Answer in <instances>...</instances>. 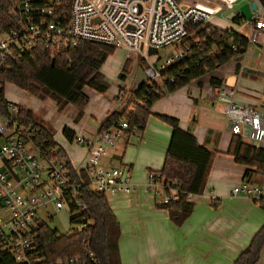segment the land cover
I'll list each match as a JSON object with an SVG mask.
<instances>
[{"label":"built area","instance_id":"built-area-1","mask_svg":"<svg viewBox=\"0 0 264 264\" xmlns=\"http://www.w3.org/2000/svg\"><path fill=\"white\" fill-rule=\"evenodd\" d=\"M33 1L14 2L10 17L15 27L0 34V74L17 58L30 54L40 42L53 50L75 48L88 42L125 50L128 60L131 56L142 59L147 66L144 70L147 82L160 80L163 84L162 72L188 53V39L195 35L196 29L210 25L213 16L209 5L215 0H70L69 3L49 0L42 6ZM57 6L68 7L67 13L59 12ZM245 14L248 18L243 17ZM237 15L250 28L247 47L258 43L259 37L264 36V9L259 0H241ZM170 46L179 47L178 53L163 61L156 59L155 64L150 62L158 50ZM226 47L236 52L240 46L230 42ZM150 49L154 50L152 55L148 54ZM221 50L218 48L213 54L218 55ZM242 58L243 55L238 62ZM119 94L127 97L123 90ZM206 95L223 105V116L234 135L247 145L264 150L263 112L236 104L234 89L224 84L211 86ZM120 105V111L132 110L129 102L122 101ZM16 114V105L8 102L4 106L0 102V209L7 215L3 217L0 213V246L12 255L16 264H41L34 241L37 224H46L43 217L51 219L64 207L69 213L77 214L75 218L83 216L86 187L106 198L136 191L127 167L104 164L129 125L119 119L110 129L89 139L75 137L73 143L82 150L83 157L81 164L74 166L64 151L53 149L42 153L33 142L35 132L20 126ZM132 131L138 132V127ZM166 190L167 193L159 174L149 172L148 192L161 194L160 203L164 205L178 200V188L168 186ZM231 194L258 201L264 198V188L243 181ZM191 198L188 195L186 201ZM77 225L71 234L80 236L87 227ZM83 249L86 258L75 257L56 264H99L86 241ZM256 264H264V255Z\"/></svg>","mask_w":264,"mask_h":264},{"label":"trees","instance_id":"trees-1","mask_svg":"<svg viewBox=\"0 0 264 264\" xmlns=\"http://www.w3.org/2000/svg\"><path fill=\"white\" fill-rule=\"evenodd\" d=\"M49 0H34L40 6ZM61 0H57L60 3ZM69 3L70 0H65ZM15 0H0V34L15 27L10 17ZM264 9V0H259ZM59 12L67 13L68 7L57 6ZM243 22L239 15L232 23L240 25ZM237 43L236 52L226 47L228 43ZM189 50L186 56L175 62L162 72L163 84L155 82L142 83L132 93V110L114 112L100 126L99 132L108 130L119 119H124L129 130L126 134H133V128L138 127L142 133L151 116L152 104L161 99L165 93H172L193 81L216 70L222 65L238 59L247 48V40L231 29H220L212 25L198 28L195 35L186 42ZM222 49L218 55L213 51ZM113 48L82 42L75 48L53 50L46 48L42 42L34 50L23 55L0 74V102L5 106L4 87L7 83L25 90L34 97L44 93L51 96L56 103L69 104L78 109L74 116L77 121L83 109L88 104V97L84 89L89 88L96 93L103 94L108 86L100 72V68ZM130 66L127 60L122 67L119 79L125 80V72ZM212 86H220L221 81L211 78ZM163 88V89H162ZM121 91V89H119ZM17 107L16 120L20 126L31 128L34 133L33 142L42 153H49L53 149L63 152L53 140L52 129L38 121L37 116L29 109ZM5 111V109H3ZM160 121L169 125L171 136L165 153L163 166L156 172L162 179L165 193L168 186L178 188V200L169 204H157L158 209L167 211L170 221L181 226L191 215L194 204L186 201L188 195H200L208 174L212 153L200 146L195 137L180 128L177 119L158 115ZM62 135L72 143L75 134L64 128ZM227 154L233 157L236 164L245 167L244 178L251 176L264 177V150L255 149L244 143L238 135H233ZM83 202L86 212L79 218L71 219V224H82L87 227L80 236L76 234L60 235L48 228L45 223H38L35 232V247L41 264H56L70 258H86L83 242L89 245V251L98 259L99 264H121L118 241L120 239V225L110 209L105 195L95 193L89 187L83 189ZM212 207L217 208L218 202L212 201ZM264 212V198L253 201ZM92 223L90 226L89 224ZM264 247V224L253 236L249 245L240 253L234 264H256ZM0 264H16L12 255L0 246ZM40 264V263H39Z\"/></svg>","mask_w":264,"mask_h":264},{"label":"crops","instance_id":"crops-1","mask_svg":"<svg viewBox=\"0 0 264 264\" xmlns=\"http://www.w3.org/2000/svg\"><path fill=\"white\" fill-rule=\"evenodd\" d=\"M240 5L241 0L233 2V8L229 12L231 22L239 12ZM243 24L248 29V35L245 37L247 38L250 28L247 23ZM242 26L241 23L234 31L240 34ZM211 78L232 87L235 91V103L238 105L250 106L264 113V36L259 37L258 43L248 45L241 61L234 59L198 81H193L172 93H166L154 102L150 108L147 131L140 135L141 144L135 151L134 159L126 156V148L132 134H123L118 142L119 146L109 154L110 165L107 166H114L116 161L119 166L127 167L129 172H133L130 177L136 187V191L131 195H114L116 197L113 198L112 205L107 201L115 218L118 217L121 221L119 213L123 209L120 206L128 203L129 197H139L140 205L146 203L141 214H130L133 224L132 238L128 242L130 249L127 250L123 240L118 241L121 264H234L264 224V212L253 201L231 194L232 189L240 182L258 184L261 188H264V182L257 183L255 176L244 178L245 167L236 164L233 157L227 154L235 133L223 116V105L206 95V90L212 86ZM85 95L89 97L88 101L90 97L96 98L94 93ZM41 101L36 109L38 117L52 127L54 117L45 121L47 113L42 112L41 108L46 102L43 99ZM47 105L53 108L56 104L51 102ZM116 110H107L105 113L104 109H92L89 113L94 116L96 112L98 119L92 131L82 128L79 124L81 117L75 123L72 122L77 113L72 110L67 115V118H71L70 130L74 134L75 131L81 132V138L89 139L99 132L100 126L109 115L121 110V105ZM158 115L177 119L182 130L192 134L200 146L212 153L203 192L192 196L193 211L181 226H175L170 221L167 211L152 206V195L159 197L160 203L161 194L144 192L147 188L145 180L148 173L158 172L163 166L171 136L170 126L160 121L156 117ZM74 147L79 151V155L73 159L65 150L59 148L64 151L72 165L78 166L82 162L83 152L79 147ZM212 201L218 202L217 208L212 207ZM263 255L264 247L260 258Z\"/></svg>","mask_w":264,"mask_h":264},{"label":"rangeland","instance_id":"rangeland-1","mask_svg":"<svg viewBox=\"0 0 264 264\" xmlns=\"http://www.w3.org/2000/svg\"><path fill=\"white\" fill-rule=\"evenodd\" d=\"M235 0H215L212 1L209 5V9L212 13V18L209 21V24L220 28V29H231L235 30L236 28L240 27V25L233 24L231 22V18L229 16L230 10H232V5ZM242 22V27L239 30V33L246 37L248 35V29L245 24ZM179 47L176 46H170L166 48H162L157 51L156 54L152 55L150 57L151 63H157L156 59H160L159 61L165 60L168 56L175 55L178 53ZM128 60V52L122 49H114L112 53H110L103 65L100 68V72L104 77V81L106 82L108 89L105 93L99 94L95 91L86 88L84 89V93L87 94L94 93L96 98L90 97V100L88 101V104L85 106V108L82 111L81 114V122L79 123L82 125V128L86 131L93 130L98 119L96 117V112L93 116L92 113H89L92 109L93 111H98L100 109H104V112L106 113L107 110L117 111L116 108L124 101L125 103H128L132 101L133 95L132 93L137 90V88L142 84L147 82V78L145 75V68L146 63L139 59L138 57L131 56V59H129V69L127 72H125V80L119 79V75L122 73V67L123 64ZM158 61V62H159ZM225 65V64H224ZM222 65V66H224ZM220 68V67H219ZM209 74V73H208ZM157 85L161 86V81L158 80L155 82ZM119 89L123 90L125 93V97L120 96ZM85 93V94H86ZM42 98L34 97L30 95L25 90H22L18 87H16L13 84L7 83L4 87V96L5 100L13 105H16L21 108L29 109L31 110L36 116L38 121H40L42 124H45L39 117L38 112H36V109L40 106L42 103V99L45 100L46 104H42V112L47 113V117L45 121H49L52 117H54V122L51 124L52 127L47 124L46 126L49 129H52L53 132V140L57 144V147H61L63 150L66 151V153L69 155L70 158L73 159L74 156L79 155V151L76 150L74 146H76L73 142L70 143L63 135H62V129L64 128H71V122L69 118H67V115H69V112L72 110H75L77 113L79 112L77 108L74 106H71L69 104H61L56 103V101L49 95H46L44 93L41 94ZM89 96V95H88ZM89 98V97H88ZM99 101V102H98ZM56 104L53 108H50V103ZM99 103V105L97 104ZM237 104V103H236ZM133 107V104L129 106V109ZM250 107V106H249ZM253 108V107H252ZM255 109V108H254ZM119 110V109H118ZM126 110V109H125ZM129 112V110H126ZM121 112V111H119ZM71 119V118H70ZM72 122L75 123V121ZM148 123H146L144 130L142 133L147 131ZM75 137H83V134L81 132L75 131ZM140 132H134L132 135H130L129 143L127 145L126 150V156H129L131 158L136 157L135 151L141 144L140 142ZM120 143H117V145ZM119 146V145H118ZM29 149H31V152L35 154V150L32 149L30 146H27ZM134 150V151H133ZM109 156L104 160V164L108 165ZM110 165V164H109ZM114 166L112 167H119V164L115 161L113 163ZM126 165V164H125ZM133 172H130L132 176ZM147 179V178H146ZM254 180L257 183H263L264 177L262 176H255ZM147 183V180H145V185ZM242 182H240L237 186H240ZM205 185V183H204ZM256 185V184H255ZM258 185V184H257ZM204 188V186H203ZM145 193H148L147 188L144 189ZM203 192V189H202ZM201 192V193H202ZM152 195V193H150ZM118 196V195H117ZM125 196V195H124ZM114 197L116 196H107V201L110 205L113 204ZM137 198V199H136ZM132 198L128 199V203L125 205H121V209H123L119 213V217L121 221L118 219L119 225H120V240L123 243H125L127 250L130 249L128 246V242L131 240V229L133 227V224L131 222V216L130 214H141V210L146 206L145 204L140 205L138 198ZM250 200V199H249ZM252 201V200H251ZM159 204V197H154L152 195V206L156 208L155 205ZM143 203V202H142ZM140 205V206H139ZM114 209V208H112ZM0 213L3 217H7L6 213L3 209H0ZM77 214H71L69 213V210L64 207V209L60 212H56L54 216L51 219H47V217H43L44 222H46L49 229L57 231L60 235H69L71 231L75 230V228L78 227L77 224H71L70 220L75 218ZM176 226V225H175ZM119 240V241H120Z\"/></svg>","mask_w":264,"mask_h":264},{"label":"water","instance_id":"water-1","mask_svg":"<svg viewBox=\"0 0 264 264\" xmlns=\"http://www.w3.org/2000/svg\"><path fill=\"white\" fill-rule=\"evenodd\" d=\"M252 9L255 10V9H256V6L253 5V6H252ZM243 17H244V18H248V16H247L246 14H245ZM153 53H154V50H152V49H150L149 52H148L149 55H152Z\"/></svg>","mask_w":264,"mask_h":264}]
</instances>
